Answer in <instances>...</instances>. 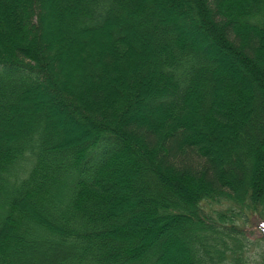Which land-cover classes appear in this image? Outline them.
Segmentation results:
<instances>
[{"label":"trees","instance_id":"trees-1","mask_svg":"<svg viewBox=\"0 0 264 264\" xmlns=\"http://www.w3.org/2000/svg\"><path fill=\"white\" fill-rule=\"evenodd\" d=\"M248 212L264 0H0V264H252Z\"/></svg>","mask_w":264,"mask_h":264},{"label":"rangeland","instance_id":"rangeland-1","mask_svg":"<svg viewBox=\"0 0 264 264\" xmlns=\"http://www.w3.org/2000/svg\"><path fill=\"white\" fill-rule=\"evenodd\" d=\"M228 59V57H227ZM231 63L232 61L234 64L238 65L241 67V64L238 60L237 57L232 56L231 58L228 59ZM233 64V63H232ZM240 77H244L243 73L240 71L239 72ZM49 92L48 90H43L42 93H47ZM151 105V104H150ZM144 107H149V104L144 106ZM142 107L141 109H133V112L135 113H140L145 116V113H147L146 108ZM58 108V107H57ZM64 123L66 126H69L73 130L79 131V128L72 123L71 121L64 120ZM203 208L206 212L213 213L215 210H221L226 208L225 204H217V203H203ZM249 215H244V219H240L242 221H239V225L243 227L245 230L247 236L249 237L250 243L249 247H247V251L245 252L247 256L248 262H251L252 264H257V262L260 260L261 253L264 256V243L262 241L257 240L259 236H261L263 230H264V219H261L258 213L253 212L250 213L248 212ZM264 260V259H263Z\"/></svg>","mask_w":264,"mask_h":264}]
</instances>
